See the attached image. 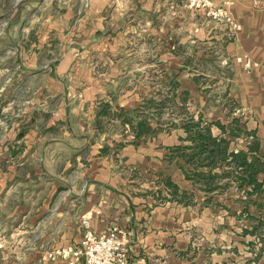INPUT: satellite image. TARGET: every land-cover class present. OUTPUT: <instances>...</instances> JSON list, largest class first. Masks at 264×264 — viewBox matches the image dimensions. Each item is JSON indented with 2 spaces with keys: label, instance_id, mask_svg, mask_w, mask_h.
<instances>
[{
  "label": "crops",
  "instance_id": "crops-1",
  "mask_svg": "<svg viewBox=\"0 0 264 264\" xmlns=\"http://www.w3.org/2000/svg\"><path fill=\"white\" fill-rule=\"evenodd\" d=\"M213 1L233 34L186 0H0V264H68L47 252L79 247L83 219L96 234L117 227L127 264H264L260 243L250 254L252 239L230 236L241 213L264 223L261 199L186 178L171 157L186 133L155 120L158 75L177 100L194 89L205 115L183 58L191 47L264 151V0ZM128 32L149 59L163 56L159 71L128 61ZM141 119L149 130L138 138ZM257 179L264 187V169Z\"/></svg>",
  "mask_w": 264,
  "mask_h": 264
},
{
  "label": "trees",
  "instance_id": "trees-1",
  "mask_svg": "<svg viewBox=\"0 0 264 264\" xmlns=\"http://www.w3.org/2000/svg\"><path fill=\"white\" fill-rule=\"evenodd\" d=\"M174 89L173 86L170 97L165 98L160 103H153L156 115H160L161 106H164L168 100H173ZM185 94L186 92H183V95ZM183 95L180 98V106H182L183 101H186ZM180 118L181 122L175 124L177 126L180 123V127L186 133L185 137L182 138L185 143L173 145L171 157L183 170L185 177L202 186L206 192L225 190L235 184L239 190L245 193L246 202L250 200V196L255 195L261 197V201L253 200L252 202L264 206V187L262 182L257 179L258 174L264 169L263 156L257 152L259 149L258 141L249 142L246 145V150L234 151L230 149L229 145L231 140L230 129L227 130L229 126L216 123V121L211 122L220 129L219 133L213 134L210 129L211 123H202L200 113L197 114L196 121H193L194 116L191 114H186V118L181 116ZM231 122L238 124L236 118H232ZM135 129V137L139 138L144 135L149 130L147 121L145 119L139 120ZM236 131L244 134L250 133L249 131H240L239 127L236 128ZM234 135L235 133L232 134V136ZM224 164L232 169L223 171L221 167ZM243 232L250 231L245 229Z\"/></svg>",
  "mask_w": 264,
  "mask_h": 264
},
{
  "label": "rangeland",
  "instance_id": "rangeland-1",
  "mask_svg": "<svg viewBox=\"0 0 264 264\" xmlns=\"http://www.w3.org/2000/svg\"><path fill=\"white\" fill-rule=\"evenodd\" d=\"M206 16V15H205ZM207 17V16H206ZM208 18V17H207ZM213 21L212 19H209ZM216 23V22H215ZM129 35L127 36L126 39H124L125 42V56L127 55L128 57H131L130 59H128L129 62H133V64L139 68L142 69V67L144 65H146L147 63L151 64L154 63L155 64V68L156 71H159L160 66L159 62L160 60L163 58V56H159V54L157 53L156 55H152L151 58L149 59V56L147 55V44L144 37L142 36H137V32H128ZM157 40V39H156ZM152 42V44L154 46H150L151 49H155V50H159V44L157 41ZM210 47V46H208ZM150 49V50H151ZM206 50L204 51H211L210 48H205ZM192 48H185L183 50V58L184 61H186V66H187V72H188V76L191 78L193 77L198 78V81L201 82L200 88L201 91L203 92L205 96V98H207V101H204L203 103V111L205 113V115L202 116V123H211L214 122L216 119V123H219V120L223 123L220 122V124H225L229 130L230 129V134L231 135V140H230V149L237 151L239 149H247V144L249 142H253L255 141V135L251 134V133H242V132H237L236 128L238 127V124H229L230 120H232L231 118L235 116L236 113H239L238 110V106L236 104L233 103H229V101L226 98H222L223 95L221 93H223V91H225V87L226 86H222L220 85V87L217 89L213 79H214V75L216 74L215 69H213L212 67V63H207V64H202V63H198L196 61V56L192 53ZM127 53V54H126ZM131 55H135V57L131 56ZM126 56V57H127ZM119 60V59H118ZM162 61V60H161ZM94 62L96 64V62H98V60L94 59ZM177 65H175L176 67ZM103 72V69H101L100 67H98V73ZM164 76V75H163ZM163 76H154L155 77V86L157 91H156V100L159 99L160 97H162L163 95L166 96L165 98H168L172 95V93L169 94V91H172L171 88V84L170 86H166L165 88V93H164V78ZM151 77V75H150ZM191 93H192V97L189 96V94L187 95V98H190V102L189 104L186 103V101L182 102V106L181 105V101L178 98V100L175 98H173V102L171 100H168L166 102V104L164 106H161V110L162 113H160V115H155V120H157V118H159V120L161 119V122H166V127L170 126L171 128H176V124L177 122L180 121V116L183 118H186V114H191L194 116V120H197V106H196V92L194 91V89H192L190 87ZM162 95V96H160ZM185 95V96H186ZM159 96V98H158ZM183 96V97H185ZM158 101V100H157ZM185 102V103H184ZM184 108V110H183ZM148 109H146L145 107V112H147ZM183 112V113H182ZM221 112V113H220ZM232 114V115H231ZM171 122V123H170ZM235 125V126H234ZM237 125V126H236ZM210 129L211 132H215V133H219V128L215 125V123H211L210 125ZM213 130V131H212ZM234 136H232V134H234ZM223 135H225L224 133H222ZM227 135V136H229ZM230 137V136H229ZM228 137V138H229ZM263 157L262 159H264V151H260V149H258V151ZM258 154V153H257ZM221 169L223 171H227L228 169H232L230 168L228 165H223L221 167ZM233 186L235 188L236 185L233 184ZM238 189V188H237ZM239 190V189H238ZM239 192V191H238ZM239 193H243L242 191H240ZM244 195V193H243ZM251 197H255V198H259L256 197L255 195L251 196ZM261 198V197H260ZM259 198V199H260ZM245 199L247 200V197H245ZM238 222H236L237 224H234V228L232 231V234L230 236H235L240 240H248V239H252L255 243H253L252 245H250V254H258V249L260 248L259 243L262 245V248H264V223L262 220H258V221H248L246 219V215L244 213H241L239 215ZM247 226L250 233H246L247 235H241L242 231L244 230L243 227ZM242 227V228H241ZM247 229V230H248ZM237 232V234L235 233ZM249 249V250H250ZM259 262V261H258Z\"/></svg>",
  "mask_w": 264,
  "mask_h": 264
},
{
  "label": "built area",
  "instance_id": "built-area-1",
  "mask_svg": "<svg viewBox=\"0 0 264 264\" xmlns=\"http://www.w3.org/2000/svg\"><path fill=\"white\" fill-rule=\"evenodd\" d=\"M187 6L194 10H202L204 14L216 23H225L233 34L238 29L226 8L217 5L213 0H186ZM248 59L244 66H250ZM82 237L77 248L64 246L47 252V257H60L68 264H127V249L118 236L117 227L113 226L106 233L96 234L89 226L86 219L82 220Z\"/></svg>",
  "mask_w": 264,
  "mask_h": 264
}]
</instances>
